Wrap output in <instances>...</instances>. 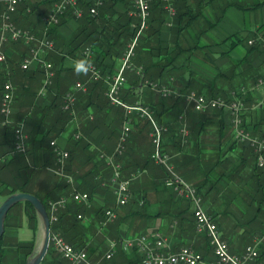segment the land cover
<instances>
[{"label": "crops", "instance_id": "0c3cea01", "mask_svg": "<svg viewBox=\"0 0 264 264\" xmlns=\"http://www.w3.org/2000/svg\"><path fill=\"white\" fill-rule=\"evenodd\" d=\"M42 1L21 0L18 11L12 14L14 23L29 29L30 24L20 16L34 6L31 16L38 21L43 20L56 1L51 4H42ZM261 1V5L252 9L228 7L222 18L210 28L202 18L193 19L190 28L178 31L175 30L177 24L167 27L164 23L158 35H151L149 39V44L155 47L153 55H147L140 66L149 65L147 72L156 81L176 91L190 89L210 96L229 89L243 90L246 97L243 124L252 135L260 137L264 130V110L259 107L264 103V51H248L245 40L232 46L231 39L226 40V37L236 32L241 37L250 38L253 35L254 30L264 22V0ZM2 10L0 7V24ZM203 13L210 16L207 8L203 9ZM210 20L213 21V18ZM76 25L69 18L57 27V34L66 37ZM22 45L27 44L23 42ZM17 46L12 42L4 44L5 55H18L20 50ZM73 61L75 59L67 57L62 64L72 66ZM36 65L33 63L30 68ZM120 65L121 58H117L112 72L116 73ZM125 77L122 90L134 77V71L126 70ZM259 79L263 82L259 83ZM79 80L88 84V72H81L76 81ZM144 86L141 84L136 89L137 96L148 105L156 103L152 110L157 122L166 128L162 133L161 146L169 155L168 163L187 183L199 189L202 207L215 217L230 252L240 253L256 236H264V181L261 183V173L255 169L254 153L235 142L227 110L196 113L183 94L160 105L155 95L157 92ZM148 88L155 93L149 95ZM99 90L95 89L92 97L77 102L67 128L53 138L59 146L73 151L69 168L74 185L70 184V191L64 193V189L55 186V182L60 181L57 176L61 175L56 173L54 166H47L34 171L33 190L44 198L69 195L73 188L89 194V202L79 214L86 225H94L87 245L93 249L90 258L98 262L103 260L110 240L143 234L161 236L165 240L163 250L166 252L190 246L206 258H211L206 237L197 233L194 227L193 203L164 185L167 168L151 159L150 124L136 113L129 114L130 134L126 148L121 156L116 157L121 164L120 176L130 178L131 197L126 204L117 203L113 184L109 182L113 169L107 157L114 151L126 121V112L103 98ZM19 109L18 104L13 102V113ZM24 124L25 129L29 128ZM182 126L187 128L186 135L180 131ZM73 130L83 138V142L74 147L69 140ZM0 147V153L9 149L4 142ZM34 160L41 164L43 153L35 154ZM5 197L0 195V203ZM24 209L23 203L13 207L10 224L5 230L10 229L13 234L28 238L31 226H28ZM106 209H112L115 217L107 219ZM16 219L20 224H16ZM99 249L104 250L101 255L98 254ZM258 249L264 259V237ZM132 251H125V255H132ZM121 254L118 248L111 258L113 260L104 263L140 264Z\"/></svg>", "mask_w": 264, "mask_h": 264}, {"label": "trees", "instance_id": "16d2710c", "mask_svg": "<svg viewBox=\"0 0 264 264\" xmlns=\"http://www.w3.org/2000/svg\"><path fill=\"white\" fill-rule=\"evenodd\" d=\"M54 1L57 0H43L40 3L51 4ZM95 1L96 0H78V5L83 9L81 17H75L72 13V9H68L64 14L60 15L57 23L51 24L47 27L46 33L49 38L53 39L55 44L53 50L44 53V58L53 63L56 68V75L53 82L48 86L44 96H38V89L42 85L44 77L43 68L40 65L28 69H23L20 66L22 59L28 54L29 45H22V40L8 41L18 44L19 46H17V48H19L20 51L18 55L6 56L5 60L0 62V100L3 93L4 83L10 82L13 86V102H16L20 109L12 114V119L8 124H2L3 116L0 113V146L4 142L9 147L7 151L0 153L1 196H8L15 192H29L35 194L43 202L46 209H48L49 200L60 197V195L52 196V198L39 196L32 188V177L34 171L37 170L36 168H45L47 166L55 167V156L52 152L50 140L67 128L72 117L70 111L62 109L63 96L66 91L72 88L74 80L76 81L80 77L81 72L77 73L73 66H64L62 63L67 57L75 60L85 59L94 64L103 74H114L112 72V67L116 62V59L122 57L128 43L134 37L140 24V18L133 12L135 10L133 7V0H102L101 5L97 6V12L91 14L89 8L94 5ZM171 2L175 8L172 26L177 24L175 26L176 31L190 28L192 26V20L196 18L205 19L207 28H210L222 18L224 12L230 6L246 10L257 8L263 3L261 0H171ZM0 7L4 8L3 5H0ZM35 7L36 6L28 11H24L20 16V19H23L30 24L28 28L31 32L41 36L46 24L43 20L38 21V19H33L31 16ZM204 8L209 9L210 16L203 13ZM18 9L19 8L17 7V10L13 13H16ZM167 16V12L163 8L162 0H150L149 16L146 19V26L141 30L138 42L134 48V55L131 59L133 63L141 65L147 55L148 57L153 55L152 51L155 47L149 44V39L151 35H158L160 27L165 23ZM69 18L73 19L77 25L69 35L62 37L57 34V27ZM212 18L213 21L210 20ZM179 23L180 25H178ZM201 31H203V29H201ZM259 37L261 40H264V22L254 30L253 35H251L250 38L258 39ZM228 38L231 39L232 46L245 40L248 45V51L254 50L258 53L264 51L260 40H257L254 44H249L248 39L250 38L241 37L237 32L226 37V40ZM87 47L91 50L90 57L85 56V48ZM148 67L149 65H142L144 77L155 80L154 77L147 72ZM88 78H90L89 72ZM142 81V77L134 72V77L130 78L126 87L121 90V99L127 103L139 101V96H137L139 93H137L136 89L142 84ZM35 84L36 87L34 88ZM106 88L107 86L102 80H90L87 84L86 90L79 91L76 94L77 100L75 101V106L79 100H83L89 96L92 97L93 93L96 92L94 91L95 89H100L99 91L102 93L103 98L110 102L105 95ZM229 90L217 94L214 93L210 96L204 95L208 98L221 96L230 99L232 98V91L236 92L237 95L241 94L240 91ZM149 91V95H151V92L155 93L150 89ZM188 91H190V89L185 91L180 89L177 91V94L170 95L167 98L162 97L157 93H155V95H157V98L159 99L158 103L162 105L166 100L173 101V98L177 99L178 94H183L185 97V94ZM245 98L246 97L244 96V103ZM144 104L148 105L147 103ZM154 104L152 103L148 106L152 109L155 106ZM22 107H24V109L21 110ZM259 107L261 110H264V103ZM210 110L214 109H208L202 112L194 111L196 113H205ZM19 121L26 123V126H29V128L26 127L27 139L26 147L23 152L14 149V128ZM260 137L264 138V130L260 134ZM69 140L72 147L78 146L83 142L82 137L74 138L72 135L69 136ZM235 142L238 141L235 140ZM247 148L250 149L249 147ZM68 150L69 157L67 159L65 170L71 174L69 164L73 151L71 149ZM39 152H42L44 155V160L41 164L34 160L35 154ZM254 166L255 169L261 173L262 183L264 181V172L256 167V164ZM166 176L167 171L165 172L163 183L169 188L165 184ZM57 178H59L60 181L55 182V186L64 189V193H67L68 190L70 191V183L66 182L63 177L57 176ZM197 190L201 195L199 189ZM21 203L25 206L24 212L30 222L31 228L33 231L35 230L37 213L32 204L27 200L15 203L8 210L4 220V230L5 227L10 224L9 217L12 215L11 211L13 207ZM85 208L86 204L69 200L66 206L59 210L57 221L52 222L50 227L51 231H60L63 237L73 246L78 248L87 247L88 254L91 255L93 249L88 247L87 239L94 225H92V223L86 225L82 220L81 214V217H77L79 211H84ZM15 222L17 225L20 224V221L17 219ZM5 232L6 230L4 233ZM4 233L0 237V248L2 247ZM33 242V239H31L29 242L19 243L18 247L24 248L28 246L31 248ZM120 252H122L121 255L143 264L141 255L137 253L135 249L132 251V255H125L126 252L122 249H120ZM1 256L0 253V264L2 262ZM15 264H20L18 257L16 258ZM40 264H64V261L58 257L53 246L49 245Z\"/></svg>", "mask_w": 264, "mask_h": 264}, {"label": "built area", "instance_id": "2783aa9c", "mask_svg": "<svg viewBox=\"0 0 264 264\" xmlns=\"http://www.w3.org/2000/svg\"><path fill=\"white\" fill-rule=\"evenodd\" d=\"M20 0H0V5L4 8L1 12L0 24V62L6 58L3 46L10 40H22L29 45V55L25 56L20 66L23 69H28L33 63L40 65L43 68V81L40 90L43 89L44 95L47 87L52 83V77L55 73L53 63L45 59L42 55L49 50L54 49V41L49 38L46 29L49 25L58 22L60 15L64 14L68 9H72L75 17H81L83 9L78 5V0H57L50 12L43 16V21L46 24L44 32L41 36L36 35L28 29L18 27L12 20V14L17 10ZM163 8L167 12L168 25H171V19L175 14V8L171 0H162ZM102 0H96L94 5L90 6L89 12L95 14L97 6L101 5ZM134 14L140 18L139 27L128 43V46L121 57V65L113 75L107 74L104 78L108 87L105 92L109 101L113 104L121 105L128 111L136 110L142 117L147 118L152 123L151 141L153 144V152L151 158L157 164H162L167 168V176L165 184L178 196L185 197L193 203L194 227L197 233L202 234L207 239L208 247L212 253L211 258H206L202 253L197 252L190 246H181L175 252L164 251L165 240L158 234L152 235H136L132 237H120L110 240L107 244V250L103 254L104 260H110L118 248L124 251L136 250L142 257L143 264H264V259L261 258L258 245L263 239V235L256 236L251 244H248L240 253H232L229 250L228 242L222 237L220 228L216 223L215 218L206 212L202 207V196L199 194L194 185L187 183L168 163L169 155L162 150L161 136L163 128L159 126L153 118L151 108L141 102L136 101L132 104H127L121 99L120 93L126 81L125 71L135 70L141 75L142 84L158 92L161 96L169 97L177 94L175 88L161 84L155 80L148 79L143 75V68L136 66L132 61L134 48L138 42L141 30L146 26V19L149 16L150 0H133ZM260 40L261 46L264 48V40L250 38L249 44H254ZM91 50L85 48V56L90 57ZM91 72L92 79L98 80L101 76L100 70L92 63ZM263 80L259 79V83ZM75 90L85 91L86 86L83 82L75 83ZM241 93L244 91L241 90ZM232 98L226 99L221 96L208 98L202 93L190 90L185 94V99L192 105L195 111H205L212 108H225L229 111L231 123L233 125L234 139L245 146L249 147L255 156L256 167L264 172V138L252 135V133L244 126L242 118L243 101L236 92H231ZM13 87L10 82L3 85V93L0 100V113L3 116L2 124L10 123V115L13 112L12 107ZM76 98L73 91H66L63 96L62 109L72 113ZM130 127L124 124L117 139L116 146L112 155L107 157L108 164L112 167L113 172L109 177V182L113 184V192L116 196L119 205L126 204L131 197L130 178H122L120 176L121 164L116 158L121 156L125 150L126 141L128 138ZM180 131L182 134H187V128L182 126ZM14 149L24 151L26 147L27 132L23 123H18L14 128ZM77 137V135H76ZM52 151L55 156L56 173L60 174L68 183L74 185L72 177L65 173V161L68 157V151L60 147L55 140L50 141ZM74 187V186H73ZM87 204L89 202V194L85 191H79L73 188L69 197L60 196L57 199L48 201V215L50 223L57 221V214L60 209L64 208L69 201L68 199ZM105 215L107 219L115 217L112 209H106ZM77 217H81L80 214ZM50 240L53 247L58 252L61 258L67 261V264H100L97 260L91 259L84 248H78L68 242L60 231L51 232Z\"/></svg>", "mask_w": 264, "mask_h": 264}, {"label": "rangeland", "instance_id": "374dc122", "mask_svg": "<svg viewBox=\"0 0 264 264\" xmlns=\"http://www.w3.org/2000/svg\"><path fill=\"white\" fill-rule=\"evenodd\" d=\"M20 2H21V0H20ZM208 9V8H207ZM168 17V16H167ZM170 20V17L169 18H166V21H165V25L167 26V27H170V26H172V24H173V22H172V19H171V22H172V24L171 25H168V21ZM6 44V43H5ZM55 44V43H54ZM135 64V63H134ZM136 66H139V65H137V64H135ZM65 66V65H64ZM88 72H89V76H90V80H94V79H92V76H91V72H90V70L88 69L87 70ZM134 72H135V70H133ZM136 73V72H135ZM100 74H101V76H100V78H99V80H102L103 82L105 81L104 80V78H105V76L107 75V74H109V75H113V74H111V73H106V74H103L102 72H100ZM136 74H138V73H136ZM55 75H56V68H55V73H54V75H53V77H52V82H53V79H54V77H55ZM139 75V74H138ZM141 76V75H140ZM80 82H83V81H81V80H79ZM77 81H75L74 80V83H73V85H72V88L71 89H69L70 91H73L74 92V95H75V98H76V92H79V91H81V90H75V83H76ZM106 82V81H105ZM84 84H85V86H86V88H87V84H86V82H83ZM106 85H107V83H106ZM13 87V86H12ZM41 87V86H40ZM107 87H108V85H107ZM47 89H48V87H47ZM47 89H46V91H47ZM39 90H40V88L38 89V94H39ZM106 90H107V88H106ZM106 90H105V92H106ZM45 94H46V92H45ZM44 94V95H45ZM157 94H159L158 92H157ZM245 94V92L244 93H241V94H239L238 96H240L241 98H242V101H243V98H244V95ZM44 95H42V96H44ZM106 95V94H105ZM160 95V94H159ZM39 97H40V94L38 95ZM161 96V95H160ZM107 97V96H106ZM162 97H164V96H162ZM108 98V97H107ZM165 98H167V97H165ZM39 99V98H38ZM136 102V101H135ZM134 102V103H135ZM138 102H141V101H138ZM12 103H13V99H12ZM111 103V102H110ZM127 103V102H126ZM141 103H143V102H141ZM111 104H113V103H111ZM127 104H132V103H127ZM144 104V103H143ZM114 105H117V104H114ZM146 105V104H145ZM117 106H120V107H123V106H121V105H117ZM148 106V105H147ZM244 102H243V109H244ZM13 107V106H12ZM74 107H75V104H74ZM74 107H73V109H74ZM191 107H192V105H191ZM193 108V107H192ZM123 109L125 110V112H126V121H125V123L124 124H130V118H129V114L130 113H136L140 118H143V119H145V120H147L148 121V123L150 124V127H151V130H150V133H151V131H152V129H153V127H152V123L147 119V118H145V117H142L136 110H131V111H128L127 112V110L125 109V107H123ZM212 109H224V110H227V109H225V108H212ZM243 109H242V117H243ZM152 110V109H151ZM194 110V109H193ZM153 111V110H152ZM206 111V110H205ZM73 112V111H72ZM198 112H202V111H198ZM153 113V118H154V120L156 121V123L159 125V126H161L162 128H163V132L166 130V128L164 127V126H162V125H160L158 122H157V120H156V118H155V116H154V112H152ZM227 113H228V115H229V111L227 110ZM12 114H13V112H12ZM12 114L10 115V121H11V119H12ZM128 115V116H127ZM71 116H72V113H71ZM230 117V116H229ZM70 122V121H69ZM18 123H23V122H21V121H19ZM18 123H16V125L18 124ZM24 124V123H23ZM15 125V126H16ZM24 126H25V124H24ZM130 127V126H129ZM162 132V133H163ZM129 134H130V130H129ZM129 134H128V137H129ZM71 135H72V137H74V138H79V137H81V135H80V133H78V132H74V130L71 132ZM76 135H77V137H76ZM150 137H151V135H150ZM161 138H162V136H161ZM27 139V138H26ZM52 140H54V139H52ZM127 140H128V138H127ZM51 141V140H50ZM152 142V141H151ZM117 143V142H116ZM126 143H127V141H126ZM153 145V144H152ZM116 146V145H115ZM61 147V146H60ZM63 148V147H62ZM125 148H126V146H125ZM63 149H65V148H63ZM66 151H68L67 149H65ZM53 152V151H52ZM166 153V152H165ZM54 154V153H53ZM68 157H69V154H68ZM68 157L66 158V161H65V166H64V169L66 168V165H67V159H68ZM111 167V166H110ZM55 168H57L56 167V164H55ZM65 173H67V174H69L71 177H72V179L74 180V178H73V176L70 174V173H68L66 170H65ZM62 177V176H61ZM66 181V180H65ZM67 182V181H66ZM73 190V189H72ZM72 190H71V192H72ZM80 191V190H79ZM71 192H70V194H71ZM86 192V191H85ZM70 194L69 195H61V196H66V197H69L70 196ZM68 200H72L71 198H69ZM88 204V203H87ZM37 217H38V221H37V224H36V228H35V230L33 231L31 228H30V230H31V236L30 237H26V238H24V235H17V234H13V232H12V230H10V229H8V230H6V235H4V238H3V240H2V247L0 248V253H1V264H15V261H16V258L18 257L19 258V263L20 264H25L27 261H29V260H31L37 253H38V251H39V249H40V247H41V244H42V241H43V224H42V221H41V218H40V216L37 214ZM82 220H83V217H82ZM14 222V221H13ZM28 226L30 227V222H28ZM5 231V230H4ZM54 231V230H53ZM53 231H51V229H50V235H51V232H53ZM100 235V234H99ZM99 235H96L95 237L97 238V239H99ZM31 239H33V245L31 246V248L30 247H28V246H26V247H24V248H20V247H18V244L19 243H25V242H29ZM66 239V238H65ZM49 245H51V246H53V243H52V240H49ZM54 248V247H53ZM82 248H84L86 251H87V247H82ZM55 249V248H54ZM56 251V250H55ZM57 252V251H56ZM104 252V250L103 249H99V252H98V254L99 255H101L102 253ZM87 253H88V251H87ZM57 254H58V252H57ZM93 254V253H92ZM89 255V254H88ZM58 257L60 258V259H62L63 261H64V264H67V261L66 260H64L63 258H61L60 257V255L58 254ZM90 257V256H89ZM44 258V257H43ZM98 258V257H97ZM96 258V259H97ZM101 258V257H100ZM103 259V258H102ZM104 260V259H103ZM101 260L100 259V261H99V263L100 264H105L106 263V261H108V260ZM42 262V261H41ZM105 262V263H104Z\"/></svg>", "mask_w": 264, "mask_h": 264}, {"label": "water", "instance_id": "95a60500", "mask_svg": "<svg viewBox=\"0 0 264 264\" xmlns=\"http://www.w3.org/2000/svg\"><path fill=\"white\" fill-rule=\"evenodd\" d=\"M29 201L34 207L36 213L40 216L43 224V241L38 253L25 264H40L45 256L50 240V219L47 209L43 202L35 195L29 192H15L6 196L0 203V237L4 233V220L8 210L19 201Z\"/></svg>", "mask_w": 264, "mask_h": 264}, {"label": "clouds", "instance_id": "9594fccd", "mask_svg": "<svg viewBox=\"0 0 264 264\" xmlns=\"http://www.w3.org/2000/svg\"><path fill=\"white\" fill-rule=\"evenodd\" d=\"M74 70L77 72V73H80V72H86L88 69L91 68V64L89 61L85 60V59H80V60H75L73 61V64H72ZM40 93L43 94L44 93V90L41 89L40 90Z\"/></svg>", "mask_w": 264, "mask_h": 264}]
</instances>
